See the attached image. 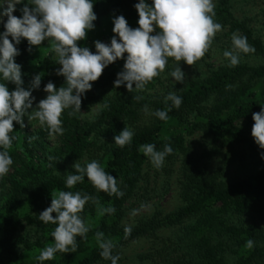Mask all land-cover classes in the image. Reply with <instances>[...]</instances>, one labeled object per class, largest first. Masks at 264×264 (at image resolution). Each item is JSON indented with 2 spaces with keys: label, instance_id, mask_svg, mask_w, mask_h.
<instances>
[{
  "label": "trees",
  "instance_id": "1",
  "mask_svg": "<svg viewBox=\"0 0 264 264\" xmlns=\"http://www.w3.org/2000/svg\"><path fill=\"white\" fill-rule=\"evenodd\" d=\"M30 2L23 0L16 4L13 14L22 17L21 9L25 5L31 8ZM92 2L97 16L94 24L111 12L139 18L134 7L139 0ZM146 3L151 5L152 0ZM225 3L217 8L214 21L227 26L231 33L246 36L249 45L255 48L250 54L258 63L240 60L238 66L229 67L226 59L215 68L209 67L202 77L193 74L163 94L144 90L128 92L126 84L115 88L114 81L123 68L115 71L110 64L82 96L81 111L71 117L68 116L71 109L62 113L63 135L50 136L47 128L40 125L25 129L19 136L21 126L14 122L11 135L17 138L9 149L13 164L0 179V264H41L36 257L54 244L51 233L57 225L44 224L39 214L50 207L51 193L61 190L80 191L82 195L97 198L99 204L90 200L81 213L90 231L86 239L77 237V251L57 252L53 260L42 264H111L100 255L96 232H103L104 238L113 242V255L119 256L128 241L149 237L155 247L144 256L150 258L151 264H264V227L242 221L244 215L264 220V158L261 155L264 149L250 142L254 139L252 115L264 108V44L233 17ZM6 20L7 17L0 21V34L5 31ZM15 46L20 52L15 62L22 66L24 83L40 74L39 88L44 89L49 81L57 88L64 85L65 78L57 75L61 66L57 60L47 56L38 68H33L28 59L27 40L22 39ZM0 83H6L9 91H13L14 84L2 79ZM170 92L182 98L178 109L172 101L165 102ZM136 96L142 98L136 100ZM97 102L103 108L90 121L82 122V112ZM145 106L148 113L143 111ZM156 110L168 111L167 121L173 120L174 127L181 130L161 135L167 121L152 115ZM125 127L134 135L131 144L121 148L115 144L114 137ZM148 143L154 144L157 151H162L165 144L172 147L173 153L166 156L163 170L168 173L166 176L176 172L181 205L170 212L155 210L127 226L124 224L126 203L137 195L138 185L144 179L147 157L140 147ZM220 155L221 166L210 169L211 160ZM93 160L117 179L123 197L97 191L86 176L73 188L66 187L67 176L78 174L74 163L84 167ZM226 166L236 167L233 176L226 177ZM109 206L116 209L115 213L101 214V209ZM95 217L97 221L91 222ZM125 227L131 228L127 238ZM164 228H173L172 234L160 235L159 231ZM30 230L39 234L33 243L28 241ZM249 239L254 241L251 249L245 247ZM24 248L33 250L32 259H22Z\"/></svg>",
  "mask_w": 264,
  "mask_h": 264
},
{
  "label": "clouds",
  "instance_id": "2",
  "mask_svg": "<svg viewBox=\"0 0 264 264\" xmlns=\"http://www.w3.org/2000/svg\"><path fill=\"white\" fill-rule=\"evenodd\" d=\"M17 3L20 0H8L7 7L0 13L7 17L5 31L0 34V79L16 86L15 90L9 91L6 83H0V179L8 174L13 164L9 149L17 138L11 135L14 122L23 127V117L27 115L29 120L38 119L50 136L63 135L65 129L62 127V113L71 109L68 112L71 117L80 112L81 98L91 90V82L97 81L108 65L124 58L125 53L127 57L123 71L117 74L114 81L115 88L126 84L128 92L145 90L149 82L165 72L169 58L177 62L170 73L171 77L183 83L185 73L178 66L179 62L193 66L203 59L216 34L223 30V26L214 21L216 13L213 0H152L151 5L146 0H139L134 5L139 16V27L131 28L123 15L115 17L112 29L115 35L110 44L95 41L96 52L93 53L87 47L78 46V42L86 39L87 32L95 27L93 22L97 16L92 0H31L32 7L25 5L21 9L22 17L19 18L13 14ZM22 39L27 40L29 51L31 46L38 47L48 40L57 63L62 66L57 69V75L65 78L64 85L59 88L49 81L43 89L47 93L46 98L40 100L35 108L32 89H39L42 76L35 75L30 89L25 90L22 66L15 62V57L20 54L15 45L20 44ZM231 39L235 51L226 50L223 55L229 60V67H236L240 63L239 54L254 53L255 48L249 45L246 36L238 32H234ZM141 98L134 97L136 100ZM169 100L177 109L182 104V98L174 92L165 97V102ZM143 111L148 113L147 106ZM152 115L163 121L168 119V111L156 110ZM252 119L254 124L251 135L255 143L264 149V108L253 113ZM133 135L125 127L114 137L115 144L123 148L131 144ZM140 150L157 169L162 168L166 156L173 153L169 144H165L162 151H157L151 143L141 145ZM261 155L264 158V153ZM73 168L78 174L67 176V188L82 183L86 176L97 191L117 198L123 197L124 192L119 189L117 179L108 174L98 161L93 160L84 167L74 163ZM51 197L50 207L39 214V220L57 226L51 233L54 244L41 250L36 257L41 264L53 260L57 252L77 251V237L86 239L90 231V225L85 223L81 213L90 200L99 204L97 198L82 195L80 191L61 190L51 193ZM115 211L114 207L109 206L101 209V214H113ZM124 231L127 238L131 228L125 227ZM95 237L101 249V257L110 260L111 264H118L120 256L113 255V242L105 239L103 232H96ZM253 246L254 241L251 239L245 244L249 249Z\"/></svg>",
  "mask_w": 264,
  "mask_h": 264
},
{
  "label": "rangeland",
  "instance_id": "3",
  "mask_svg": "<svg viewBox=\"0 0 264 264\" xmlns=\"http://www.w3.org/2000/svg\"><path fill=\"white\" fill-rule=\"evenodd\" d=\"M23 0H20V2ZM225 1L226 5L229 7V11L233 17L243 23L247 28L252 30V34L258 37L264 44V0H213L215 4V12L221 3ZM8 0H0V13L7 7ZM18 4V3H17ZM16 5V4H15ZM119 14L124 16L123 12ZM117 16V13L111 12L105 16L98 19L94 29L87 32V37L84 40L78 42V46L87 47L93 53L96 52L95 41H100L106 44H110L111 38L115 35L112 31L114 24L113 19ZM6 16L0 15V21H2ZM127 20L128 25L135 29L139 27V18H128L124 16ZM232 34L228 27L223 26V30L218 32L213 40V44L210 50L206 53L205 57L198 61L193 66L187 65L185 62H179V67L185 73V78L197 74L202 77L209 67H217L221 65L226 58L223 53L226 50L235 51L232 45ZM223 47H226L224 50ZM50 56L51 59L57 60L55 53L51 51V45L48 40L42 42L40 46H31V51L28 53L29 63L33 68H38L39 62L44 58ZM127 57V53L124 54V58L117 59L113 62L112 68L115 71L123 68ZM239 58L242 61H246L249 64L258 63V59L252 55L248 54L246 57L243 54H239ZM177 66V62L173 58H169L168 64L166 66L165 72L161 76L154 78L152 82H149L145 90L146 93H159L163 94L165 92L171 91L173 86H176L177 82L171 77L170 73ZM62 67L59 66L58 69ZM184 78V79H185ZM15 85L13 90H15ZM25 90H29L31 87V81L23 83ZM32 96L35 97L33 102V108L38 105L39 101L45 99L47 93L43 88L32 89ZM103 108L100 102L91 104L90 107L84 110L81 114V121H90L97 112ZM31 109H29V112ZM23 127L19 130V136H22L25 129L32 130L40 126L38 119L29 120L28 116L23 121ZM174 130H181L178 126L174 127V121L168 120L161 131V135H166L173 133ZM250 142L256 144L254 139ZM247 145V144H246ZM244 144L243 147L246 148ZM223 157L217 156L210 162V169H216L221 166ZM164 161L163 167H165ZM155 168L150 159L147 157L144 162L143 172L144 179L138 185L137 195L130 199L127 203L126 215L124 218V224L129 226L134 223V221L141 216H149L155 210H160L163 212H170L181 205L180 198L178 196V188L176 185V172L169 173L163 170ZM177 167V164L175 165ZM176 169V168H175ZM236 171V167L226 166L224 169L226 177L233 176ZM168 180V182H166ZM135 212V214H133ZM99 215V214H98ZM97 217L93 218L91 222H96ZM242 221L245 224L256 223L259 226L264 227V220H258L257 218L252 219L248 215L242 216ZM34 230V229H33ZM33 230L28 233V241L33 243L38 235L33 234ZM173 228H164L159 231L162 236H167L172 234ZM155 242H153L147 236H140L135 239L128 241L122 248V253L118 264H151V260L144 255L155 247ZM21 251V250H20ZM22 259H32L34 257L33 250L22 249Z\"/></svg>",
  "mask_w": 264,
  "mask_h": 264
}]
</instances>
